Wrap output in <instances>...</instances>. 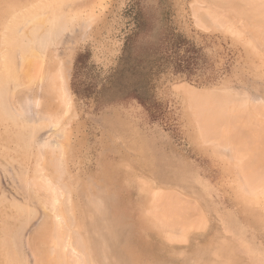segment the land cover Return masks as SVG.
Returning <instances> with one entry per match:
<instances>
[{
	"label": "rangeland",
	"instance_id": "1",
	"mask_svg": "<svg viewBox=\"0 0 264 264\" xmlns=\"http://www.w3.org/2000/svg\"><path fill=\"white\" fill-rule=\"evenodd\" d=\"M262 1L0 0V264H264Z\"/></svg>",
	"mask_w": 264,
	"mask_h": 264
},
{
	"label": "bare ground",
	"instance_id": "2",
	"mask_svg": "<svg viewBox=\"0 0 264 264\" xmlns=\"http://www.w3.org/2000/svg\"><path fill=\"white\" fill-rule=\"evenodd\" d=\"M262 2H264V1H262ZM262 17H263V20H264V16L263 15H262ZM263 20H261V21L264 22ZM256 22H258V21H256ZM263 24H261V25H263ZM263 28H264V25H263ZM262 31H264V30L262 29ZM49 32L50 33H54L52 30L49 31ZM254 37H256V36H254ZM22 60H24V58H22ZM196 99L197 100H202V98H200V99L196 98ZM228 110H230V111H228ZM228 110L226 109V110H224V112L220 111L219 114H214V113L209 114L208 118H207V121H208V123L212 122L213 126H214V124H216L217 121L219 122V120H220V122H223L226 125V127L224 126V128L221 130V133L219 135L220 136L224 135L225 137L228 138V141H229V139L233 140V142L231 141V143L235 144L237 142L235 145H239V147H241L242 156L244 158L242 159V157L240 156V159H242L241 161H243L245 159L244 160L245 162H243V164H241V170L243 169V170L246 171V173H247L245 175L246 178H247L246 179V183L248 184V186H251L252 184H256L259 181H262V179H263L262 176L264 175V122L262 124H260L261 122L258 123L259 121L257 120L256 117H254V114H253L254 112H253L252 113L253 115L252 114H247V115L245 114L244 115L245 117L242 119L243 121L242 120H237L236 123H232L233 122L232 118L236 115V113H235L236 110L233 113L231 112L232 108L228 109ZM226 111H228V112H226ZM228 113H230V114H228ZM237 113H239V111ZM232 114H235V115L232 116ZM237 115H239V114H237ZM243 153L245 155L247 154V156H246V158H248L247 160L245 158V155H243ZM237 166H238V164H237ZM249 188H251V187H249ZM252 191H254V188L251 189V193H252ZM254 192H255V194L258 193L256 191H254ZM252 194H254V193H252ZM44 240H46V238ZM42 252H45V251H42ZM42 252H41V254H42ZM46 254L47 253L44 254L45 257H46ZM42 259H43V257H42ZM51 260H53V259H51ZM57 261H58V259H56V262Z\"/></svg>",
	"mask_w": 264,
	"mask_h": 264
}]
</instances>
